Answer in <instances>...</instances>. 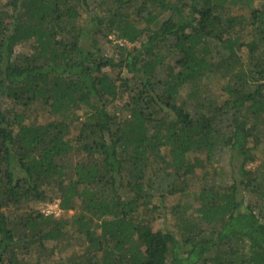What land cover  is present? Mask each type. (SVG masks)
Wrapping results in <instances>:
<instances>
[{
  "label": "trees",
  "instance_id": "16d2710c",
  "mask_svg": "<svg viewBox=\"0 0 264 264\" xmlns=\"http://www.w3.org/2000/svg\"><path fill=\"white\" fill-rule=\"evenodd\" d=\"M262 145L264 0H0V264H264Z\"/></svg>",
  "mask_w": 264,
  "mask_h": 264
},
{
  "label": "rangeland",
  "instance_id": "374dc122",
  "mask_svg": "<svg viewBox=\"0 0 264 264\" xmlns=\"http://www.w3.org/2000/svg\"><path fill=\"white\" fill-rule=\"evenodd\" d=\"M111 39L114 38V36L110 37ZM103 45V43H102ZM104 48L106 52H112V45L111 44H105ZM28 46L26 44L18 45L15 48L16 53H24L27 52ZM243 56H246V52H242ZM107 73L113 78H116L118 76V70H110L105 69ZM120 74H126L125 70H122ZM119 74V75H120ZM223 81L218 78H211L209 80L205 81V87L208 88L210 93L214 96V98H220L222 96V86ZM3 107H12V102L8 99L2 100ZM123 101L121 99L115 101L110 106V112H114L119 118H123L126 115V112H118L117 110L121 107ZM29 115H31V121L38 122V123H46L52 119H54L52 116L49 115V113L43 109L40 106H35L29 111ZM257 160L250 164V168H255L258 164L261 163V161L264 159V145L258 150L257 152ZM201 178H202V172L200 170L197 171L196 175L191 177L188 180V188L187 192L190 194L193 190H198V188L201 185ZM179 195H176L175 197H167L165 200L160 202V204L157 206V210L153 212V216L155 217L154 222V229H169L174 230V227L176 225V222L170 213L171 206L176 203L177 199L179 198ZM191 197H186L185 199H189ZM59 201L53 200V201H47L38 203L33 206V208L40 212H45L48 214H54L56 218L64 217L69 218L71 216L70 213L63 212L59 209ZM59 244H54V252L49 256V258H43L42 264H57L59 263L64 257L73 255V254H82L84 251V247L75 245L74 241H68L67 243L58 246ZM37 256H34L31 260V262H34L36 260Z\"/></svg>",
  "mask_w": 264,
  "mask_h": 264
}]
</instances>
